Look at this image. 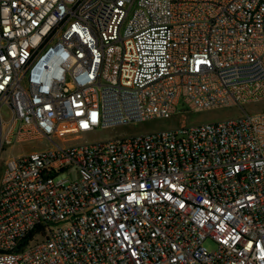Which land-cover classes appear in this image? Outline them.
Here are the masks:
<instances>
[{
	"label": "built area",
	"instance_id": "1",
	"mask_svg": "<svg viewBox=\"0 0 264 264\" xmlns=\"http://www.w3.org/2000/svg\"><path fill=\"white\" fill-rule=\"evenodd\" d=\"M259 103L264 0H0V264H264Z\"/></svg>",
	"mask_w": 264,
	"mask_h": 264
},
{
	"label": "rangeland",
	"instance_id": "2",
	"mask_svg": "<svg viewBox=\"0 0 264 264\" xmlns=\"http://www.w3.org/2000/svg\"><path fill=\"white\" fill-rule=\"evenodd\" d=\"M247 113L264 111V103H259L255 105H248L245 107ZM185 108L182 105H178L177 114L170 119H153L136 124H130L126 126H117L104 130H97L94 133H86L76 135L75 137H69L71 143H84L92 142L95 140H108L115 137H122L128 135H136L142 133H148L152 131L164 130L174 127H179L182 125L192 124V123H205V122H215L222 121L229 118H234L239 116L242 112L237 108H224L217 110H210L205 112H185ZM5 112V109H3ZM68 138V139H69ZM45 142H34V143H23L21 145H14L11 147H4L0 151V178L4 170L6 158L17 156L19 154L28 153L32 150L39 149L40 146H44ZM63 179H69L73 177V173H63L60 175ZM205 246L208 249L213 247L212 243L206 242Z\"/></svg>",
	"mask_w": 264,
	"mask_h": 264
}]
</instances>
